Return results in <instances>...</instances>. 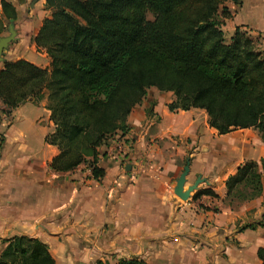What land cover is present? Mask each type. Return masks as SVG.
I'll list each match as a JSON object with an SVG mask.
<instances>
[{"label":"crops","instance_id":"1","mask_svg":"<svg viewBox=\"0 0 264 264\" xmlns=\"http://www.w3.org/2000/svg\"><path fill=\"white\" fill-rule=\"evenodd\" d=\"M2 1L16 8L18 19L16 40L5 50L0 71L4 62L18 60L50 69V58L35 43L50 16L46 0L34 8L31 0H0V38L7 36L10 24ZM226 7L233 15L223 27L225 35L237 27L248 29L261 37L264 50V0H228ZM174 99L173 93L148 90L128 118L129 131L99 148L97 166L105 171L101 181L92 177L88 165L67 173L51 169L59 151L45 142L55 129L47 96L16 109L11 126L0 123V254L6 240L26 235L45 243L56 264L130 259L147 264H262L258 250L264 247V227L241 228L262 221L264 192L230 206L226 181L248 161L262 166L264 142L253 129L219 135L203 110L171 112L168 105ZM33 110L42 112L39 122L52 129L43 135L40 149L13 121L18 113ZM188 161L184 190L200 183L183 201L175 188ZM206 189L218 197L196 198Z\"/></svg>","mask_w":264,"mask_h":264},{"label":"trees","instance_id":"2","mask_svg":"<svg viewBox=\"0 0 264 264\" xmlns=\"http://www.w3.org/2000/svg\"><path fill=\"white\" fill-rule=\"evenodd\" d=\"M227 1L46 0L50 16L35 43L50 58V69L4 62L0 101L11 115L29 99L37 103L47 96L55 129L45 142L59 151L51 169L67 173L88 165L96 181L105 177L97 166L99 148L129 131V116L151 88L173 93L171 112L205 111L219 135L253 129L264 142V50L260 36L241 27L226 38L223 27L233 15ZM2 14L10 24L18 19L6 1ZM261 165L248 161L228 178V205L262 196L264 159ZM203 195L218 197L206 189L196 198ZM256 226L264 227V213L259 224L241 230ZM5 243L0 264H56L39 239L17 235ZM258 257L264 264V247Z\"/></svg>","mask_w":264,"mask_h":264},{"label":"rangeland","instance_id":"3","mask_svg":"<svg viewBox=\"0 0 264 264\" xmlns=\"http://www.w3.org/2000/svg\"><path fill=\"white\" fill-rule=\"evenodd\" d=\"M29 9L30 8L28 7L26 9V11H29ZM148 18L151 20L152 19L151 15H149ZM245 30L247 32H250L248 29H245ZM5 33H7L6 35H9V33L7 31H5ZM232 35H233V33H230L229 35H226V36H230V37L229 38L226 37V38L230 39ZM251 36L253 38L259 37V36H253V35H251ZM260 39H261V37H260ZM40 117H41V119H43L42 112L37 111V110H33L31 112L22 111L21 113L17 114V117L15 116L13 118L15 126L20 127V128L22 127L24 129V131L27 130L29 132V134L27 135L28 139H31L32 143L35 141V143H36L35 147H38L39 149L41 148V144L43 142V135L45 134V132H47V131L51 132L52 131V129L49 128L46 124H42L39 122ZM253 132L257 135V136L255 135V137H258L260 139L258 133H256L255 131H253ZM0 143H1V141H0Z\"/></svg>","mask_w":264,"mask_h":264},{"label":"water","instance_id":"4","mask_svg":"<svg viewBox=\"0 0 264 264\" xmlns=\"http://www.w3.org/2000/svg\"><path fill=\"white\" fill-rule=\"evenodd\" d=\"M40 0H31L30 1V7L34 8L35 5L39 2ZM9 35L1 37L0 38V62L3 60L5 50H7L13 42H15L16 37H17V32L15 30L14 24H9V30H8ZM131 167H127V171H130ZM190 172V162L188 161L186 166L184 167V170L180 177L177 180V185L175 188V193L177 196H179L183 201H187L190 197L191 194L197 190V187L200 183V180H198L193 186H190L186 191L184 190L186 181H187V176L189 175Z\"/></svg>","mask_w":264,"mask_h":264},{"label":"built area","instance_id":"5","mask_svg":"<svg viewBox=\"0 0 264 264\" xmlns=\"http://www.w3.org/2000/svg\"><path fill=\"white\" fill-rule=\"evenodd\" d=\"M0 123L4 127H9L12 125L11 115L7 113L6 107L0 101ZM3 139V136L0 133V141Z\"/></svg>","mask_w":264,"mask_h":264}]
</instances>
